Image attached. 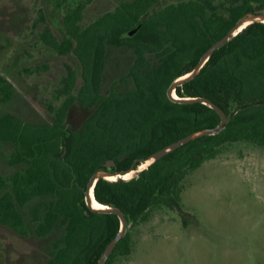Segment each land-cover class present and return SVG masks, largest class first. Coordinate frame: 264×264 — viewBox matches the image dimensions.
Returning a JSON list of instances; mask_svg holds the SVG:
<instances>
[{"label": "trees", "instance_id": "1", "mask_svg": "<svg viewBox=\"0 0 264 264\" xmlns=\"http://www.w3.org/2000/svg\"><path fill=\"white\" fill-rule=\"evenodd\" d=\"M94 1H58L65 11L62 37L41 16L43 43L72 52L80 65L77 70L66 64L57 89L64 100L50 106L51 119L31 123L11 112L0 115V145L10 147L8 161L18 167L10 175L0 174V224L23 236L33 232L46 238L57 232L43 264H97L119 232L115 213L92 212L85 199L91 176L107 160L127 170L134 160L220 123L215 109L173 101L168 88L193 70L243 15L264 8V0H180L160 9L155 8L160 0H122L84 24L85 9ZM111 47L132 53L127 71L105 93ZM0 82V100L8 101L14 86L4 76ZM176 94L209 98L227 113L228 122L220 132L190 141L137 176L96 182L95 199L124 211L130 226L147 221L156 209L181 211L186 176L219 157L228 144L264 148V22L249 24L217 49ZM76 109L84 113L79 126L70 122ZM129 239L127 230L106 264L130 253Z\"/></svg>", "mask_w": 264, "mask_h": 264}, {"label": "rangeland", "instance_id": "2", "mask_svg": "<svg viewBox=\"0 0 264 264\" xmlns=\"http://www.w3.org/2000/svg\"><path fill=\"white\" fill-rule=\"evenodd\" d=\"M58 1L0 0V77L15 89L10 100H0V115L11 112L31 123L51 119L50 106L64 100L57 89L66 64L80 69L72 52H59L41 40V16L58 36L64 35L65 11ZM120 1L95 0L85 9L83 23L115 9ZM178 1L160 0L155 8ZM218 10L226 14L224 8ZM131 53L124 47L109 49L103 92L127 71ZM83 117L76 109L70 122L79 126ZM9 154L10 147L0 145V174L6 176L18 169L8 161ZM130 225V253L117 256L112 264H264V148L248 142L228 144L219 157L186 176L181 211L156 209L147 221ZM57 235L23 236L0 224V264H43Z\"/></svg>", "mask_w": 264, "mask_h": 264}, {"label": "water", "instance_id": "3", "mask_svg": "<svg viewBox=\"0 0 264 264\" xmlns=\"http://www.w3.org/2000/svg\"><path fill=\"white\" fill-rule=\"evenodd\" d=\"M254 22H264V8H261L259 10L253 11V12H249L246 13L245 15H243L236 23L235 25H233L228 31L227 33L220 38L218 41H216L201 57L200 61L198 62V64L195 66V68L193 70H191L190 72H187L186 74L180 76L179 78H177L176 80L173 81V83L170 85V87L168 88L167 94L169 96L170 99H172L173 101H177L180 103H193V102H200V103H204L209 105L211 108L215 109L221 116V121L220 123L213 128H207V129H202V130H198L195 132H192L186 136H184L183 138L172 142L166 146H164L163 148L155 151L154 153H152L151 155H149L146 158H142L139 161V164L134 163L132 165V167L126 171L123 172H112L109 171L108 169H110L111 167L116 165V161L113 159H109L105 162L104 167L98 169L97 171H95L93 173V175L91 176L88 185H87V189L85 191V199H86V204L89 208L90 211L92 212H108V213H115L120 221H121V227L119 232L116 234V236L107 244V246L105 247L104 251L102 252L97 264H106L108 259L110 258L111 254L113 253L114 249L116 248L117 244L124 238V236L126 235V232L128 230V220L127 217L124 213V211H122L120 208L118 207H112V206H108L105 204H101L102 207H94L93 206V199L94 201H97L95 199L94 196V187L96 185V182L101 179V178H105L108 180H120V179H130L136 175H138L142 170L137 171L139 166L142 165L143 163L149 162L148 165L145 167V169L150 166L152 163L156 162L157 160L163 158L164 156L168 155L170 152L182 147L183 145L189 143L192 140H196L200 137L203 136H207V135H213L216 134L218 132H220L227 124L228 122V115L227 113L220 107L218 106L215 102H213L212 100H210L207 97H203V96H199V97H179L176 95V88L180 85H182L184 82L192 79L193 77H195L197 74L200 73L201 69L203 68V66L206 64V62L209 60L210 56L217 50L219 49L221 46H223L225 43H227L229 40H231L234 36H236L239 32H241L246 26H248L251 23ZM247 24V25H245ZM242 26H244L242 28ZM136 31V29L134 30ZM120 160H124V157L120 158ZM137 171V173H135L132 177H124L126 174L130 173V172H134ZM110 176H119L117 179H109ZM98 202V201H97ZM99 203V202H98Z\"/></svg>", "mask_w": 264, "mask_h": 264}, {"label": "bare ground", "instance_id": "4", "mask_svg": "<svg viewBox=\"0 0 264 264\" xmlns=\"http://www.w3.org/2000/svg\"><path fill=\"white\" fill-rule=\"evenodd\" d=\"M245 25H247V24H245ZM243 27H244V26H242V28H243ZM148 163H149V162H146V163H143L142 165H140L137 171H140V170L144 169V168L148 165ZM137 171L130 172V173L126 174L124 177L127 178V177H128L129 175H131L132 173H137ZM109 179H115V176H110ZM93 206H94V207H97V208L102 207V205H101L100 203H98L97 201H94V199H93Z\"/></svg>", "mask_w": 264, "mask_h": 264}, {"label": "flooded vegetation", "instance_id": "5", "mask_svg": "<svg viewBox=\"0 0 264 264\" xmlns=\"http://www.w3.org/2000/svg\"><path fill=\"white\" fill-rule=\"evenodd\" d=\"M213 1H214L215 4H218V3L215 2V0H213ZM219 3H220V2H219ZM256 10H259V9H256ZM256 10H255V11H256ZM175 92H176V90H175ZM176 95H177V94H176ZM139 161H140V159H139V160H134L133 163H132V165H133L134 163H136V166H137V164H139ZM132 165H131V167H132ZM131 167H130V168H131ZM130 168H129V169H130ZM144 169H145V168H144ZM144 169H142V170H144ZM108 170H109V171H112V172H123V171H126V170H123V169H118V168H116V165L113 166V167H111V168L108 169ZM127 170H128V169H127ZM136 176H137V175H136ZM114 250H115V249H114Z\"/></svg>", "mask_w": 264, "mask_h": 264}]
</instances>
